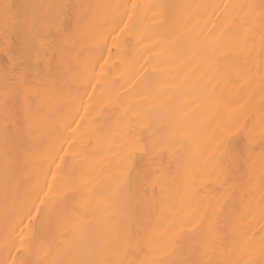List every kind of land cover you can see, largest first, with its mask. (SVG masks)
Masks as SVG:
<instances>
[{
    "label": "bare ground",
    "instance_id": "bare-ground-1",
    "mask_svg": "<svg viewBox=\"0 0 264 264\" xmlns=\"http://www.w3.org/2000/svg\"><path fill=\"white\" fill-rule=\"evenodd\" d=\"M262 3L0 0V264H264Z\"/></svg>",
    "mask_w": 264,
    "mask_h": 264
},
{
    "label": "snow or ice",
    "instance_id": "snow-or-ice-1",
    "mask_svg": "<svg viewBox=\"0 0 264 264\" xmlns=\"http://www.w3.org/2000/svg\"><path fill=\"white\" fill-rule=\"evenodd\" d=\"M61 7H64V6H61ZM132 7L135 8L136 6L133 5ZM239 7L247 8V9H254L256 6L246 5V6H239ZM260 13H261V17H260V19H261V30L259 33V40H260V45H261L262 58H264V3H262V5L260 6ZM61 23L68 30H70L73 27V24L70 20L68 21L67 24H64L63 21H61ZM241 27L242 28H248V29L251 28V22L248 19V14H245L244 16H242ZM252 42H253V39L251 37H247L245 39V44L252 43ZM224 148H225V151L227 152L230 149V143L225 144ZM250 151H251V149H250ZM261 151H264V144L261 145ZM233 156H234V158H238V154H236V153H233ZM38 203L42 204L43 200H39ZM33 210L36 212H39L38 208H34ZM29 215L31 216V212H29Z\"/></svg>",
    "mask_w": 264,
    "mask_h": 264
}]
</instances>
